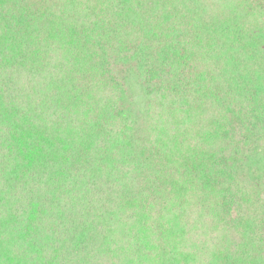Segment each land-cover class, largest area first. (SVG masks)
I'll list each match as a JSON object with an SVG mask.
<instances>
[{
  "label": "trees",
  "instance_id": "trees-1",
  "mask_svg": "<svg viewBox=\"0 0 264 264\" xmlns=\"http://www.w3.org/2000/svg\"><path fill=\"white\" fill-rule=\"evenodd\" d=\"M0 264H264V0H0Z\"/></svg>",
  "mask_w": 264,
  "mask_h": 264
}]
</instances>
